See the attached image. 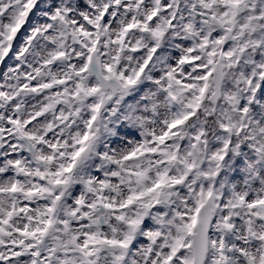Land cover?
Returning <instances> with one entry per match:
<instances>
[{
  "label": "snow or ice",
  "instance_id": "1",
  "mask_svg": "<svg viewBox=\"0 0 264 264\" xmlns=\"http://www.w3.org/2000/svg\"><path fill=\"white\" fill-rule=\"evenodd\" d=\"M0 264H264V0H0Z\"/></svg>",
  "mask_w": 264,
  "mask_h": 264
}]
</instances>
